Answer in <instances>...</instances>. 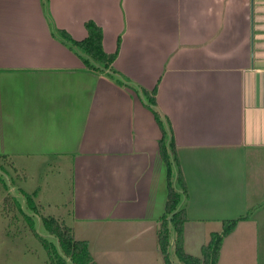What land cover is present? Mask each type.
I'll use <instances>...</instances> for the list:
<instances>
[{
    "label": "crops",
    "instance_id": "1",
    "mask_svg": "<svg viewBox=\"0 0 264 264\" xmlns=\"http://www.w3.org/2000/svg\"><path fill=\"white\" fill-rule=\"evenodd\" d=\"M89 20L107 52L121 40L114 69L124 85L87 69L54 34L83 40ZM140 87H157L174 132L188 186L186 251L199 227L210 232L206 222L249 214L219 264H260L236 232L264 214V0H0V156L17 174L35 160L42 182L62 175L68 223L74 235L99 234L84 237L99 264H134L117 257V243L160 252L168 170ZM21 190L38 199V188Z\"/></svg>",
    "mask_w": 264,
    "mask_h": 264
},
{
    "label": "trees",
    "instance_id": "2",
    "mask_svg": "<svg viewBox=\"0 0 264 264\" xmlns=\"http://www.w3.org/2000/svg\"><path fill=\"white\" fill-rule=\"evenodd\" d=\"M48 2L49 0H44L45 7ZM85 27L88 34L83 40H75L65 30H57L54 34L59 36L81 58L87 69L95 72H108L109 77L124 85L122 78L114 69L121 40L118 41L116 51L109 53L104 48V32L101 26L89 20L85 23ZM140 90L148 97L149 106L152 107L155 118L163 131L160 154L167 165L168 194L165 212L160 219L158 245L164 264H219L225 239L235 231L240 221L249 218V214L224 220L222 231L211 234L209 242L202 245L200 256L186 251L185 225L188 221V213L184 200L188 195V186L180 167L174 132L170 121L158 108L157 87L152 91L141 87ZM10 166H12L10 160L6 156H0V170L8 172L7 167ZM1 175L3 176V173ZM0 182L5 184L4 179ZM25 196L32 199L27 194ZM32 201L30 200L27 206L35 209L36 213L40 209L43 210L40 205L36 207L34 203L30 204ZM17 209L21 210L18 200L11 194L6 195L2 208L3 214H14ZM42 221L50 236L55 240V244L41 237L35 230L34 234L47 248L51 264H99L90 252L88 242L76 239L73 228L66 225L64 220L48 215L44 216Z\"/></svg>",
    "mask_w": 264,
    "mask_h": 264
},
{
    "label": "rangeland",
    "instance_id": "3",
    "mask_svg": "<svg viewBox=\"0 0 264 264\" xmlns=\"http://www.w3.org/2000/svg\"><path fill=\"white\" fill-rule=\"evenodd\" d=\"M29 166L28 172L18 170L19 174L11 168V170L8 169V167L7 170H9V173L0 170V180L4 179L5 181V184L0 182V264H51L47 248L34 234V230L41 237L55 244V240L50 236L42 218L52 215L59 219L63 218L67 222V225H71L68 223V208L65 209L68 206L65 207L63 205L67 203L69 196H72V191L67 181L62 180V175L50 174L46 177V173H43L44 182H42L40 177L38 179L36 178V161L32 160ZM1 173H3V176ZM25 175L29 177L28 183H26L27 179H25ZM45 182H49L48 186ZM24 186L34 190L38 188V199L31 193L28 194L34 201L24 196L21 190V188L24 189ZM59 186L61 187L60 189H58ZM43 193L47 195L44 200L41 199ZM8 194H11L18 200L21 210L19 211L17 209L14 214L5 215L3 214L2 208L5 196ZM30 200L32 201L30 204L34 203L36 207L40 205V200H42V204L45 207L36 213L35 209L27 206ZM255 223L251 224L247 229L239 228L236 234L238 238L244 240L245 247L251 245L254 249H259L260 264H264V214L261 217L255 215ZM206 226L209 229L207 231L210 232L200 231L202 229L199 227L197 231L199 236L194 240V243H189V251L193 255L200 256L202 245L209 242L211 234L221 232L223 229L220 224L215 222H206ZM207 234L210 235L207 236ZM98 235L92 232L75 234L78 240H84L85 238L95 239ZM127 239L129 242H132L134 240V234H128L125 240ZM129 247L128 245L124 246L121 243H117V248L120 249L117 257L134 264L142 261H145L144 264H164L162 255L158 251L154 253L151 250L148 252L141 251L138 245H135L132 250L128 251ZM254 253L257 257V253ZM104 254L105 252L97 253L100 261Z\"/></svg>",
    "mask_w": 264,
    "mask_h": 264
}]
</instances>
